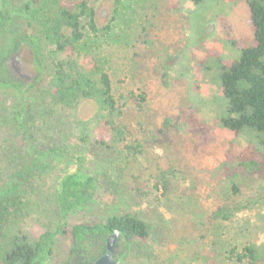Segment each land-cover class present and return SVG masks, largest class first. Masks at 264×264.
<instances>
[{
  "label": "rangeland",
  "instance_id": "374dc122",
  "mask_svg": "<svg viewBox=\"0 0 264 264\" xmlns=\"http://www.w3.org/2000/svg\"><path fill=\"white\" fill-rule=\"evenodd\" d=\"M82 1L108 29L94 34L82 18L83 39L62 54L53 34L60 22L57 0L30 6L27 0H0V79L23 88L36 85L25 92L0 85V191L9 180L3 148L10 146L17 148V167L19 161L34 167L27 187L40 203L21 227L32 234L55 227L60 219L54 190L63 174L82 169L95 176L98 189L93 205L72 212V221L129 210L148 225L147 253L138 257L134 246L130 257L121 256L120 244V264H138L136 258L143 264H249L230 260L228 253L264 241V177L243 171L239 190H232L222 163L231 149L248 143L218 124L216 73L201 66L209 67L215 57L231 62L255 43L245 0L186 1L180 10L178 0H64L72 7ZM59 59L79 61L86 69L94 64L110 75L123 110L112 124L94 100L44 112L50 105L41 94ZM27 101L41 111L33 130L21 118ZM183 105L207 122L204 132L164 124ZM69 246L58 237L55 263Z\"/></svg>",
  "mask_w": 264,
  "mask_h": 264
},
{
  "label": "trees",
  "instance_id": "16d2710c",
  "mask_svg": "<svg viewBox=\"0 0 264 264\" xmlns=\"http://www.w3.org/2000/svg\"><path fill=\"white\" fill-rule=\"evenodd\" d=\"M39 1L27 0V6ZM57 1L60 4V22L53 27V34L57 50L62 54H66L68 49L74 50L76 43L83 39L82 18L94 34L108 29V26L101 28L97 24L94 8L86 1L74 7L64 0ZM186 1L198 4L203 0H178L176 8H183L181 5L185 6ZM245 2L255 43L244 46L240 55L231 62L215 57L209 67L201 64L204 69L216 73L213 79L219 88L216 95L220 112L215 114L218 124L232 131L236 137H244L248 143L240 151L231 149L227 153L228 159L222 163L227 168L226 179L233 191L239 190L237 179L243 171L264 177V0ZM64 27L70 30V35L64 33ZM30 42L37 61L41 63L38 43L34 39ZM0 85L19 88L23 92L36 86L23 88L22 84L7 79H0ZM41 96V101L48 100L50 105L44 110L48 114L55 108H75L85 100H94L101 111L111 116V124L123 113L113 94L110 75L94 64L86 69L79 61L56 60L51 84ZM140 99L144 101V95ZM36 108L34 101H27L21 113L22 121H26L32 130L37 128V115L41 114ZM164 124L190 133L204 132L208 125L194 115V107L186 105L181 106L176 114L165 117ZM47 149L52 150L53 147ZM35 151L41 150L35 148ZM3 152L10 169H7L9 180L3 185L5 190L0 191V264H93L106 251L107 237L114 231L119 232L116 252L120 244L123 246L121 256L130 257L134 246L139 248L138 257L147 253L144 242L149 238L148 225L132 211L112 213L100 220H71L72 212L93 205L98 189L95 176L82 169L63 174L54 190L59 223L55 227H44L39 234L23 229L21 222L24 218L40 210L39 201L30 196L27 187V179L33 174L34 167L24 161H19L20 166L17 167V148L8 146L3 148ZM222 210L224 208L212 217L221 214ZM59 236L67 239L70 246L66 255L55 263ZM228 257L236 263L264 264V241L248 243L241 250L232 248ZM143 260L136 258L138 264H143Z\"/></svg>",
  "mask_w": 264,
  "mask_h": 264
},
{
  "label": "water",
  "instance_id": "95a60500",
  "mask_svg": "<svg viewBox=\"0 0 264 264\" xmlns=\"http://www.w3.org/2000/svg\"><path fill=\"white\" fill-rule=\"evenodd\" d=\"M119 241V232L114 231L107 237L106 251L101 254L93 264H119L116 257V247Z\"/></svg>",
  "mask_w": 264,
  "mask_h": 264
}]
</instances>
